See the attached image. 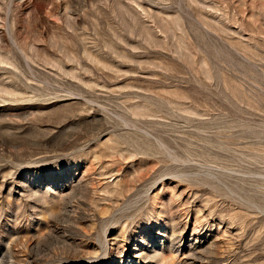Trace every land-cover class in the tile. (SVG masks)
Listing matches in <instances>:
<instances>
[{
	"label": "rangeland",
	"instance_id": "374dc122",
	"mask_svg": "<svg viewBox=\"0 0 264 264\" xmlns=\"http://www.w3.org/2000/svg\"><path fill=\"white\" fill-rule=\"evenodd\" d=\"M0 264H264V0H0Z\"/></svg>",
	"mask_w": 264,
	"mask_h": 264
},
{
	"label": "bare ground",
	"instance_id": "6f19581e",
	"mask_svg": "<svg viewBox=\"0 0 264 264\" xmlns=\"http://www.w3.org/2000/svg\"><path fill=\"white\" fill-rule=\"evenodd\" d=\"M78 235H80V234H77L76 236H78Z\"/></svg>",
	"mask_w": 264,
	"mask_h": 264
}]
</instances>
